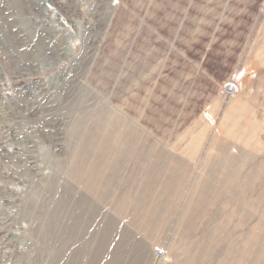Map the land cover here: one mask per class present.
<instances>
[{
    "label": "rangeland",
    "instance_id": "obj_1",
    "mask_svg": "<svg viewBox=\"0 0 264 264\" xmlns=\"http://www.w3.org/2000/svg\"><path fill=\"white\" fill-rule=\"evenodd\" d=\"M168 1L0 0V264H264V0L231 99Z\"/></svg>",
    "mask_w": 264,
    "mask_h": 264
},
{
    "label": "crops",
    "instance_id": "obj_2",
    "mask_svg": "<svg viewBox=\"0 0 264 264\" xmlns=\"http://www.w3.org/2000/svg\"><path fill=\"white\" fill-rule=\"evenodd\" d=\"M262 1L189 0L183 7L176 2L168 1L165 7L161 6L164 10L182 8L185 13L184 19L180 20L174 28V42L171 43V48L182 57L199 59L196 64L197 71L192 76L195 87L214 89L218 84L230 81H234L232 85L236 88L239 87V83L245 76V73H241L238 81L237 70L240 64L241 48ZM156 4L151 2L148 12L151 7L157 8ZM182 33L197 36L194 38L192 50L183 51V47L176 43ZM222 109L223 105L218 98L203 108L198 120L202 122L203 127L212 125V121Z\"/></svg>",
    "mask_w": 264,
    "mask_h": 264
},
{
    "label": "built area",
    "instance_id": "obj_3",
    "mask_svg": "<svg viewBox=\"0 0 264 264\" xmlns=\"http://www.w3.org/2000/svg\"><path fill=\"white\" fill-rule=\"evenodd\" d=\"M237 90L232 83H227L222 86L221 95L226 99H231L237 94Z\"/></svg>",
    "mask_w": 264,
    "mask_h": 264
},
{
    "label": "bare ground",
    "instance_id": "obj_4",
    "mask_svg": "<svg viewBox=\"0 0 264 264\" xmlns=\"http://www.w3.org/2000/svg\"><path fill=\"white\" fill-rule=\"evenodd\" d=\"M62 8H63V6H62ZM64 8H65V6H64ZM66 9V8H65ZM68 11H70V9H66V11L65 12H68ZM264 54V53H263Z\"/></svg>",
    "mask_w": 264,
    "mask_h": 264
}]
</instances>
